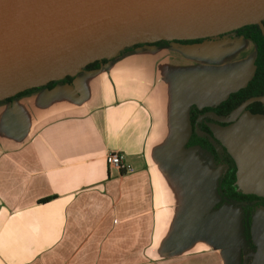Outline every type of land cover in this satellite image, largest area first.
Segmentation results:
<instances>
[{
  "label": "crops",
  "instance_id": "0c3cea01",
  "mask_svg": "<svg viewBox=\"0 0 264 264\" xmlns=\"http://www.w3.org/2000/svg\"><path fill=\"white\" fill-rule=\"evenodd\" d=\"M254 47L231 33L142 47L0 103V264H264V211L218 202V168L184 149L190 107L245 84ZM209 132L236 189L264 197V117ZM123 155L122 174L104 162Z\"/></svg>",
  "mask_w": 264,
  "mask_h": 264
},
{
  "label": "water",
  "instance_id": "95a60500",
  "mask_svg": "<svg viewBox=\"0 0 264 264\" xmlns=\"http://www.w3.org/2000/svg\"><path fill=\"white\" fill-rule=\"evenodd\" d=\"M263 19L264 0H0V101L135 44L211 38L248 25L264 39ZM254 102L264 95L243 101L228 121Z\"/></svg>",
  "mask_w": 264,
  "mask_h": 264
},
{
  "label": "trees",
  "instance_id": "16d2710c",
  "mask_svg": "<svg viewBox=\"0 0 264 264\" xmlns=\"http://www.w3.org/2000/svg\"><path fill=\"white\" fill-rule=\"evenodd\" d=\"M264 27V19L261 21ZM234 35V39L249 41L254 47V58L252 62V73L250 78L243 86L229 93L221 101L214 106L197 109L190 107L188 112L189 117V135L183 144L184 149L196 148L197 150L208 155L213 163V166L218 168L219 174L216 184V193L218 202L215 208L221 205H229L236 207L241 212V229L243 240L248 243V229L251 213L255 209L264 211V197L251 194L240 193L236 189V167L224 149V147L216 141L208 130V125L213 124L219 127H225L232 122L228 120L232 112L245 100L249 98L261 97L264 95V39L256 25H248L228 32ZM205 39L196 40H181V41H156L152 43L135 44L130 47L123 48L117 55L109 59H100L85 65L80 72H93L102 69L108 63L115 59L132 53L136 49L142 47H160L169 44L187 45L197 44ZM71 77L65 76L61 80L52 81L42 87L32 88L20 93H17L9 98L3 99L0 103L10 102L21 96L28 95L40 89H50L56 84H69ZM243 113L251 116L264 117V102H254L244 108ZM216 119L223 120L219 122Z\"/></svg>",
  "mask_w": 264,
  "mask_h": 264
},
{
  "label": "built area",
  "instance_id": "2783aa9c",
  "mask_svg": "<svg viewBox=\"0 0 264 264\" xmlns=\"http://www.w3.org/2000/svg\"><path fill=\"white\" fill-rule=\"evenodd\" d=\"M104 162L108 168L117 170L122 174H129L132 172L131 167L125 163L124 157L120 153H108L104 157Z\"/></svg>",
  "mask_w": 264,
  "mask_h": 264
},
{
  "label": "flooded vegetation",
  "instance_id": "af4514ba",
  "mask_svg": "<svg viewBox=\"0 0 264 264\" xmlns=\"http://www.w3.org/2000/svg\"><path fill=\"white\" fill-rule=\"evenodd\" d=\"M210 125H213V124H209L207 127H209ZM208 130H209V128H208ZM212 136V135H211Z\"/></svg>",
  "mask_w": 264,
  "mask_h": 264
}]
</instances>
